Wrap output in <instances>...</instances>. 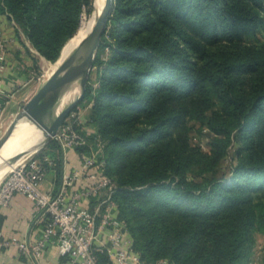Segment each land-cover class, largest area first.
<instances>
[{
  "label": "trees",
  "instance_id": "trees-1",
  "mask_svg": "<svg viewBox=\"0 0 264 264\" xmlns=\"http://www.w3.org/2000/svg\"><path fill=\"white\" fill-rule=\"evenodd\" d=\"M92 8L93 0H0V15L8 14L51 62ZM261 29L264 0L114 1L101 45L111 55L96 59L101 87L93 95L87 86L86 98L109 140L110 166L122 174L114 193L119 218L147 263L248 264L253 233L264 234V42L245 43ZM166 90L207 95L198 119L214 135L213 156L164 141L147 147L167 134V119L154 117L151 104ZM142 112L143 126L136 124ZM236 141L246 154L232 178L205 177L209 169L199 168L208 159L219 163ZM50 147L57 152L38 157L52 158L49 172L59 171L61 147ZM98 263L108 258L100 255Z\"/></svg>",
  "mask_w": 264,
  "mask_h": 264
},
{
  "label": "built area",
  "instance_id": "built-area-1",
  "mask_svg": "<svg viewBox=\"0 0 264 264\" xmlns=\"http://www.w3.org/2000/svg\"><path fill=\"white\" fill-rule=\"evenodd\" d=\"M4 50L0 37V51ZM3 106L0 99V122ZM72 116L74 119L65 122L58 134L63 157L71 149L90 147V133L85 132L80 116L76 113ZM97 153L93 149L81 151V166L71 174L64 168L57 191L44 189L48 167L56 166L48 156L32 157L12 169L0 184V210L8 207L16 195H25L35 204L37 212L23 241L0 236V252L16 249L19 255L42 264L48 248L56 246L61 264H99L100 255L108 258V264L159 263H147L134 250L127 223L119 218L112 180L102 176L103 165L97 160ZM93 202H98L94 208ZM38 225L43 227L38 239H34Z\"/></svg>",
  "mask_w": 264,
  "mask_h": 264
},
{
  "label": "rangeland",
  "instance_id": "rangeland-1",
  "mask_svg": "<svg viewBox=\"0 0 264 264\" xmlns=\"http://www.w3.org/2000/svg\"><path fill=\"white\" fill-rule=\"evenodd\" d=\"M95 1L96 0H93L92 11H85L83 13L82 25L80 29L86 22H88L92 18L95 11ZM0 37L3 39L5 44L4 53L7 52L8 45L11 44L13 41H15V43L17 44L16 48L19 47L22 51H24L23 54L21 53L20 56L17 57L16 64L14 67V71H16L18 75L21 74V77H19L20 81L18 82V85L16 84L14 88H11L12 90L19 87L18 98L16 97L17 102H15L17 104H14L11 109H8L9 112L14 109V115H12V117H8V115L5 114V108L3 106L2 119L0 122L1 141L9 130L17 114L22 111V106L25 105L30 99H32L36 95V93L41 89V87H43L53 76V65L58 63L60 59L57 62H51L47 60L44 56H42L39 51L35 49V47L32 45L30 40L26 37L25 33L20 28V26L12 18H10L8 14L0 15ZM256 40L264 42V29H261L257 32L256 39L249 38L245 41V43L252 45L256 43ZM10 53H13V51L11 50ZM110 55L111 51L108 47H106L104 50H101L100 47L95 56V60L90 71L89 81L87 85L92 86L93 95L96 93V90L101 87L100 76L98 74V68L95 65V61L96 59L107 61ZM248 75H246V82H249ZM81 80L82 77L78 78L74 86L69 89L65 97V102L70 100L71 98H75L76 96H78V94L80 93ZM206 99L207 95L200 90L192 91L188 94L178 97L170 94L167 90L157 91V93H154V98L151 101V104L155 108L154 117L167 119L166 125L164 127L167 134L161 139H154L152 141H149L147 147H157L159 143L164 141L167 143H171V146L175 148L179 147L180 149H182L184 147H187L186 149H188L189 151L199 152L209 157L213 156L214 151L212 148V142L214 140V135L211 133L207 125L202 124V122L198 119L199 113L205 108ZM93 106L94 101L90 98L85 97L84 101H82V103H80V105L73 112L80 116L79 120L83 122L82 125L87 130L85 132L90 133V147L82 149H85L89 152H92L93 149L98 152L97 160L100 164L103 165L102 176L112 180V191L116 193L117 188L120 186L119 177L122 174L114 166H110L107 157V148L109 145V140L106 139L100 131L99 123L93 121ZM214 109H220V106L216 104V107ZM141 115L142 116L140 118V123L139 121H137L136 124L143 126L141 124V120L144 116H147V113L142 112ZM73 119L74 117L71 114L66 120V122L68 123ZM255 137L256 136L254 134L252 137L250 136V139H254ZM53 141L42 148H37L35 150L33 149V151L26 152L27 154L24 153L22 155L23 157L20 156L16 160V163L12 169L26 163L32 157H36L44 151H50V149H52L53 151L57 152L56 147H50ZM245 154L246 152L244 150L243 145L236 141L234 145L229 149L228 153L219 161V163L214 165V160L208 159V161L205 162L204 166L199 169H209V171L204 175L205 177H208L210 179L228 181L233 176V170L238 164V160L241 157H245ZM133 156L134 155H132V157ZM12 169L8 171L6 175L1 179L0 184L9 175ZM187 177L189 180H192L194 178L191 173H189ZM197 179L199 181L202 180L201 177H198ZM168 182H170V180ZM262 193L263 192H261V194ZM252 237V255L248 264H263L264 234L255 231Z\"/></svg>",
  "mask_w": 264,
  "mask_h": 264
},
{
  "label": "water",
  "instance_id": "water-1",
  "mask_svg": "<svg viewBox=\"0 0 264 264\" xmlns=\"http://www.w3.org/2000/svg\"><path fill=\"white\" fill-rule=\"evenodd\" d=\"M114 1L102 0L100 14L85 39L36 95L22 106V111L0 141V148L23 119L30 121L43 135L42 143L34 149L42 148L53 140L58 141V134L66 120L86 97L90 71L113 16ZM80 77V93L65 102L67 92Z\"/></svg>",
  "mask_w": 264,
  "mask_h": 264
},
{
  "label": "crops",
  "instance_id": "crops-1",
  "mask_svg": "<svg viewBox=\"0 0 264 264\" xmlns=\"http://www.w3.org/2000/svg\"><path fill=\"white\" fill-rule=\"evenodd\" d=\"M15 41L8 45L7 52L0 51V99L2 100L5 108V114L8 117L14 115V109H11L14 104H17L16 97L18 98L19 87L16 89L14 86L18 85L20 81L14 67L16 59L22 51L17 47ZM19 48V49H18ZM13 53H10V51ZM9 52V53H8ZM5 66V67H4ZM26 76V75H25ZM24 76V78H25ZM18 79V81H17ZM20 104V103H18ZM81 151L71 149L63 157L61 152V167L58 170H51L47 176V182L44 184V189H52L57 191L61 186L63 180V170L65 168L67 174L73 173L77 170L82 161L80 159ZM98 202H93L91 206L94 208ZM35 204L25 195H16L11 204L0 210V236L1 239H17L23 241L30 232L31 223L36 215ZM43 225H38L34 230V239H38L41 234ZM62 258L60 257L56 246H51L46 251L42 264H61ZM0 264H35L29 258L23 257L18 254L16 249H9L0 252ZM158 264H171L168 260H162Z\"/></svg>",
  "mask_w": 264,
  "mask_h": 264
},
{
  "label": "bare ground",
  "instance_id": "bare-ground-1",
  "mask_svg": "<svg viewBox=\"0 0 264 264\" xmlns=\"http://www.w3.org/2000/svg\"><path fill=\"white\" fill-rule=\"evenodd\" d=\"M101 3L102 0L95 1V11L92 18L83 25L76 37L66 45L59 62L53 65V74L69 59L85 39L95 19L100 14ZM42 137V133L27 119H23L17 124L9 140L0 148V181L14 167L16 162L13 161L24 153L30 150L33 151L32 149L42 143Z\"/></svg>",
  "mask_w": 264,
  "mask_h": 264
}]
</instances>
